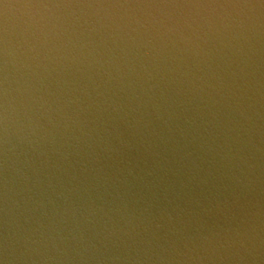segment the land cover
<instances>
[{"label": "clouds", "instance_id": "obj_1", "mask_svg": "<svg viewBox=\"0 0 264 264\" xmlns=\"http://www.w3.org/2000/svg\"><path fill=\"white\" fill-rule=\"evenodd\" d=\"M0 264H264V0H0Z\"/></svg>", "mask_w": 264, "mask_h": 264}]
</instances>
